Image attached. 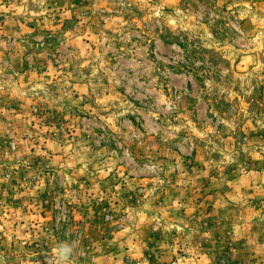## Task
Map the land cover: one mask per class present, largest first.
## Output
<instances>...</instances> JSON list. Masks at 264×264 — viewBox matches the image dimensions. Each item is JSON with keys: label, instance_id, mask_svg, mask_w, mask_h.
Instances as JSON below:
<instances>
[{"label": "rangeland", "instance_id": "1", "mask_svg": "<svg viewBox=\"0 0 264 264\" xmlns=\"http://www.w3.org/2000/svg\"><path fill=\"white\" fill-rule=\"evenodd\" d=\"M264 264V0H0V264Z\"/></svg>", "mask_w": 264, "mask_h": 264}, {"label": "clouds", "instance_id": "2", "mask_svg": "<svg viewBox=\"0 0 264 264\" xmlns=\"http://www.w3.org/2000/svg\"><path fill=\"white\" fill-rule=\"evenodd\" d=\"M71 247L65 243H61L53 247L51 255L56 257L54 264H70L69 257L71 255ZM50 264L52 262L50 261Z\"/></svg>", "mask_w": 264, "mask_h": 264}]
</instances>
